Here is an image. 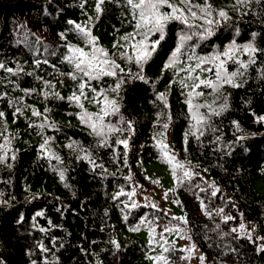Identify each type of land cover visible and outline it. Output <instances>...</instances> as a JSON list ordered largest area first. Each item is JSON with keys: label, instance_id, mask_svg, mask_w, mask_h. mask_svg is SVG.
<instances>
[{"label": "trees", "instance_id": "16d2710c", "mask_svg": "<svg viewBox=\"0 0 264 264\" xmlns=\"http://www.w3.org/2000/svg\"><path fill=\"white\" fill-rule=\"evenodd\" d=\"M210 2L228 18L216 17L205 39L193 35L177 63L166 67L182 32L209 27L199 15L188 17L192 29L170 21L164 41L138 65L131 45L139 36L122 39L136 31L126 0H103L100 12L97 0H0V264H264V121L258 120L264 116V0ZM192 3L204 6L205 0ZM68 21L85 26L90 37ZM91 37L119 68L83 91L95 97L104 90L117 102L119 112L105 123L122 132L105 128L95 135L79 116L99 113L101 105L81 98V109L69 100L87 77L65 59L68 45L90 52ZM233 41L237 61H255L244 69L227 60L229 73H243L234 78L240 86L220 81L218 89L201 85L193 92L194 78L213 79L215 68L205 64L213 71L197 69L189 78L181 69L197 61L187 58L214 56ZM248 43L255 53L243 49ZM117 83L121 87L112 91ZM189 92L192 104L203 106L192 111L207 117L197 128ZM164 132L171 154L195 169L190 177L181 169L175 181L187 210L183 222L157 199L148 205L132 191L135 179L145 181L139 160L164 165ZM118 139H127V149ZM174 222L180 239H187L182 246L168 239Z\"/></svg>", "mask_w": 264, "mask_h": 264}, {"label": "snow or ice", "instance_id": "6c2138e0", "mask_svg": "<svg viewBox=\"0 0 264 264\" xmlns=\"http://www.w3.org/2000/svg\"><path fill=\"white\" fill-rule=\"evenodd\" d=\"M127 5L132 10V18L135 20V29L134 33H130L128 36L123 37L124 40H135L136 36H139V40L133 43L131 46L135 52L136 63L138 65H142L146 63L157 49V46L161 44L165 39V30L168 23L172 20H180L182 23L188 26L189 29H192L193 25H188V17L196 18L199 17L204 20L205 24L209 27L205 28L202 33L195 32H182L179 36V45L176 50L172 52L171 59L169 60L166 67L172 66L179 60L180 55H182V49L185 48L186 42L191 40L193 35H198L200 39H205L207 36H211L213 34L214 29L211 27L214 23H218L216 17L219 18H228L227 12L223 9L216 8L210 2V0H205V5L201 6L198 4L192 3V0H179L180 4L184 5L183 8L179 7L177 4L173 3L172 0H126ZM241 3H244L245 0H240ZM103 3V0H97L96 10L97 12L102 11L100 8V4ZM83 6V5H81ZM168 9V10H165ZM195 9V10H194ZM208 17H213V19H209ZM69 24H74L75 30L82 34L85 38L90 37V33L87 31L85 26L80 25L79 23H75L73 21H68ZM155 36V39H151ZM88 43L92 45V50L90 52H85L83 48L76 47L75 45H68V50L71 55L65 57L66 60L70 64L74 63L75 69L83 74L84 77H87V80H82L79 84V94L73 93L71 97H69L70 101H75L78 106L83 109L84 104L81 102V98L84 100H88L89 102H95L100 104L99 113H88L86 110L79 116L82 122L88 124L91 128L92 132L97 136L104 135V129L107 128L109 132L116 133L122 132L123 129L116 128L114 125L110 123H105V118L109 115L115 114L119 112V106L115 100H109L106 92L101 90L97 96L88 97L83 91L86 87H90V82L92 80L99 81L104 76H115L116 70L119 68V65L115 63L114 60H110L107 57L109 54L103 48H96L95 38L91 37L88 39ZM246 52L255 53L257 48L252 44L248 43L242 46ZM238 49L235 41L232 42L222 53H217L211 57H198V56H189L187 59L189 61L195 59L197 63L195 65L189 63L186 69H181V71H186L189 75V78H192V73L197 69L202 71L212 72L213 68H203L202 66L205 64L214 65L215 72L213 79L209 80H200L199 76H196L194 79L198 80L199 83H193L192 89L193 92L196 88H199L201 85L205 87L218 89L219 84L217 82L222 81L223 83L232 84L233 87H239L240 85L234 83V78L236 76L243 75V73L239 70L233 71L231 73L228 72L226 65L227 60H232L233 63H238L240 68L246 69L249 64L255 63L254 59H249L248 63H244L243 61H237L234 56V52ZM223 57V59L221 58ZM39 61L37 64L39 65ZM0 67H3L0 64ZM7 71L11 72L12 69H7ZM72 79H76V76L73 73H69ZM138 78L144 80L145 77L138 74ZM123 82V81H121ZM184 87H188L187 84L183 85ZM121 87V83H117L115 88L112 91H116ZM93 92L97 90L95 88L91 89ZM193 92L188 93L189 99L186 101L189 106V110L192 114L193 120L196 123L193 125V128H197L198 126H202L206 123L207 117L204 114L199 113L198 111H192L193 108H199L203 106H194L192 104V96ZM203 93H196V95H202ZM103 96L104 99L101 101L99 96ZM164 94H160L159 99L164 100ZM226 107V105L224 106ZM224 107L221 108L220 111L224 110ZM4 114L0 112V117ZM34 115H39V113L34 112ZM212 115H219V112L213 111ZM95 117V119H94ZM259 121H264V116L258 118ZM164 129L168 128V124L165 123L162 125ZM201 131V135H202ZM48 141L45 140V144L41 145V148L44 149L47 145ZM116 143L123 144L124 148L127 149L128 141L127 139L117 140ZM106 146V141H104ZM71 147V145H69ZM161 151L166 157L169 163H172L174 160V156L169 155L168 153V145L160 144ZM59 160V157H54ZM15 159V156L12 157ZM4 157L0 156V162H3ZM175 167L183 168L182 164H175ZM185 177L191 175L190 172L185 171L183 173ZM60 178L63 179V172L60 173ZM123 194L119 193L118 195ZM134 194V193H133ZM216 193L213 192L212 195ZM132 207H137L136 204L133 203ZM155 207V205H153ZM221 212L223 209L220 210ZM37 216L43 215L42 212H37ZM226 219H232V217H226ZM244 225H241L243 228ZM135 230V229H133ZM165 230L169 231L170 229L165 226ZM232 231H236L233 229ZM251 239V236L248 237ZM264 239V238H261ZM115 243V241H113ZM43 251H47V249H42ZM167 251V249H166ZM259 251L264 252V246L259 248ZM203 259V257H201Z\"/></svg>", "mask_w": 264, "mask_h": 264}, {"label": "rangeland", "instance_id": "374dc122", "mask_svg": "<svg viewBox=\"0 0 264 264\" xmlns=\"http://www.w3.org/2000/svg\"><path fill=\"white\" fill-rule=\"evenodd\" d=\"M160 137L159 152L162 156L164 165L158 162L139 160L137 164L145 175V181H142L139 178L135 179L134 184H136L133 186V195L135 199H138V201L144 202L148 205L150 204V199H157L161 205L166 208V212L169 213L171 217L174 216L179 222H183L187 219V210L183 209V207L180 205L182 202V197L175 181L178 179L177 175L183 177L180 174V171L182 172L181 169L188 172L189 170L191 171V169L193 172H195V169L192 168L191 165H185L179 160V157H175L173 154H171L170 147H168V153L169 155L174 156V160L172 163H169L160 147L161 143L169 146V136L164 132ZM177 163L182 164L183 168L175 167L174 172V166ZM187 179L190 180V178ZM173 193H175V195H173ZM189 210L190 212L193 211V209ZM180 234V225L174 222V230L168 232V239L174 236L176 237L175 239L177 245H181V243L184 244L185 240L187 239H180ZM188 249H190V246Z\"/></svg>", "mask_w": 264, "mask_h": 264}]
</instances>
